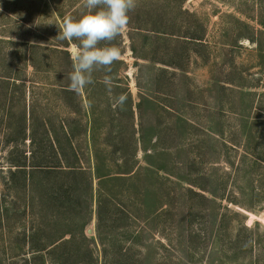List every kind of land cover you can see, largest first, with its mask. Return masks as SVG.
Returning a JSON list of instances; mask_svg holds the SVG:
<instances>
[{"label": "rangeland", "instance_id": "rangeland-1", "mask_svg": "<svg viewBox=\"0 0 264 264\" xmlns=\"http://www.w3.org/2000/svg\"><path fill=\"white\" fill-rule=\"evenodd\" d=\"M54 1L0 0V40L7 41L0 47V74L11 76L21 66L18 45L8 41L58 40L56 9L68 12L70 2ZM148 1L150 12L166 18L164 25L175 23L177 35L204 33L208 45L161 44L157 57L177 61L187 72L157 73V67H169L143 61H138L142 68L134 66L123 31L126 52L120 58L128 65L123 76L134 115L105 89L94 95L93 124L82 93L81 124L87 133L74 144L77 166L86 176L77 172L75 180L65 170L60 173L67 177L41 167L58 164L45 129L27 130L23 139L18 124L23 89L0 79V264H58L54 256H36L31 249L56 240L53 224L63 221L78 226L66 228L76 234L88 221L84 236L93 260L82 263L104 264L96 232L98 158L102 174L126 177L102 188L107 209L118 215L106 223L115 228L118 247L134 257L131 264H264V0ZM140 43L136 40V47ZM75 49L70 48L72 56ZM173 50L182 57L172 60ZM146 51L150 54L149 45ZM29 80L26 104L35 102L41 117L75 119L45 86ZM118 130L122 136L114 142ZM61 186L66 198L58 193ZM41 196L54 201L40 204Z\"/></svg>", "mask_w": 264, "mask_h": 264}, {"label": "trees", "instance_id": "trees-1", "mask_svg": "<svg viewBox=\"0 0 264 264\" xmlns=\"http://www.w3.org/2000/svg\"><path fill=\"white\" fill-rule=\"evenodd\" d=\"M53 2L55 1L53 0ZM69 2L70 6L68 12L63 11V9L59 7H57L56 9L55 32L57 36L59 35L60 28H62L63 26V21L65 17H73L78 19L87 11L83 7L82 0H69ZM149 5L150 3L148 0H139L136 8L129 12L130 20L126 31L128 39L130 41L129 49L132 53V57L135 59L134 66L142 68L143 64L140 65L138 61H145L148 62V64H153L155 67L158 65L169 67L166 69L162 67H157L159 68L156 70L157 73H165L169 69H172L174 72H176V70L184 71L185 67H182V65L178 64L177 61H173L171 63H168V61H166L165 63L164 61H161L162 59L160 60L157 57L160 51V45H163V43H169L173 44V47H176L178 43L177 40H184L205 47L208 44L205 40L204 33L200 35L185 34L183 37H180L175 32V29H178L175 23L173 21H170L167 26H170L171 28H168L166 25H164V20H166V18H163L162 14L150 12L148 9ZM18 40H20L19 44L12 43V41L8 42L10 44H13L14 46L18 45L20 51L18 52L17 57L20 61L19 63L21 64V66L18 68V71H16L11 76L8 75L9 73H6L4 75L0 74V79L4 82H13L15 84H19V86H21L20 88L23 89L21 93L22 97H20L19 100H23V104L25 106L23 107L22 112L20 113L21 119L18 120V124H22L23 126V139L26 137L27 130L28 132H33L37 126L41 125V127L45 129V135L52 148L53 157H55V155L57 156V159L55 160L59 164H57L58 166L53 165L41 167H47L48 169H51L50 171L59 170L58 173L62 172L61 170H65L69 172V178L75 180L77 179V172L86 176V171L83 170L81 167L77 166L81 163V160L74 144V141L76 139H79L81 136L87 133L86 126L84 128L81 124V114H83L84 107V100L82 99L81 95L83 93L85 96V101L88 105L87 107L90 114L91 122L94 124V95L107 89V87L103 83V79L105 76H109L112 79V91L115 95V101L116 98L121 94L125 95L127 97V101L124 105L127 106L130 112V116L132 117L134 115L132 102L133 96L129 88L128 78L123 76V74L128 70V65L120 58L117 62L112 65L111 72H106L103 69L94 71L92 74L93 83L87 85L85 88L81 89L77 93L69 89L70 80L68 77L69 74L74 70V61L73 56L70 53V48L72 46L76 48L79 44V41H62L58 39L55 43H50V40L41 38L34 40ZM136 40H140L141 42L139 48L136 47ZM6 43V40H0V47L3 44L5 45ZM124 43V34L122 32L119 36L116 37L115 40L110 42V44L102 42L99 46L119 47L121 50L120 57H122L126 52ZM148 45L151 48L150 54L148 53L149 51H146V46ZM257 45L259 44L257 43ZM168 47H166L167 52L171 51L170 49L173 48L170 45H168ZM173 52L174 53L171 55L172 60H177L182 57L178 55V52L176 50H173ZM49 60H51V63H49ZM4 67H6V64H4ZM48 67L53 69L52 73H54L55 75H51L50 71L48 72ZM28 69H32V74H30L29 76L27 73ZM44 77H52L54 80L53 82H49L50 79H43ZM29 78L33 79L32 83L41 84L42 87L45 86L44 90L46 94H49L53 98L58 99L59 103L64 108V110L68 109L71 113H73L75 119L70 122L67 119H62L61 116L56 115L54 113L50 114L46 119L41 117L40 114L37 112L36 107L38 105L35 102L30 101L29 103L28 101V103L26 104V94L29 95L30 93L26 92L25 85L30 81ZM47 80L48 82H46ZM110 108L113 107L109 105L108 109ZM138 108H141V104L138 105ZM6 112L7 111H5V113ZM10 116L11 114L6 113L5 115H3V118L8 120ZM134 132L135 131H133V137ZM110 133L113 134V131H111ZM114 134V142H116L119 138H121L122 130H118ZM119 143L120 142L115 143V145L117 147H120L118 145ZM66 157H69V159H67ZM63 164H65V166H62ZM99 164L100 163L98 158L95 168L97 175L96 178L99 181L97 196L98 206L96 213V232L99 243L102 247H104V249L102 250L103 261L104 264H108L109 260L114 261L112 264H131L134 257H131L129 255L128 250L124 247H118L117 239L113 235V231L115 230V228H113L111 225H107L106 223V220L108 218L112 220L113 216L117 217L118 215L113 213L114 211L112 212V214L110 209H107L105 204L107 195L106 193H104L102 188V186L106 182L123 181L126 177H122L121 175H113L110 172L109 174H102L100 171L101 167ZM41 167H39V169ZM20 170H24V166H22ZM64 174L65 173H63L62 175L67 177ZM28 179L31 181L32 184H34V178ZM28 179L25 180L26 183L28 182ZM39 184L40 186H42L41 181L39 182ZM58 193L61 195L62 198H66V187L61 186L59 188ZM53 201V197H49L48 199V197L46 198L44 196H41L38 202H40V204L49 205V203H52ZM32 202H36L34 198H32ZM87 223L88 221L81 224V232L83 231L82 234H76V232H74L72 229H66L68 228V226L71 228L78 227H75L71 221L68 224H66L65 221H63L62 223L53 224L54 234L57 235L56 240L52 241L51 243H47V245L44 246L35 247L34 245H32V253L37 254L36 256H38L45 252L50 256H54V259L58 261V264H61V261H65L63 262V264H83V261L93 260V251H91V249H88V238L84 236V227H86ZM105 230H109L110 233L112 232V234L106 233ZM35 233L37 234L36 231ZM35 233H32V235ZM32 235H30L29 241ZM138 235L140 234L138 233ZM30 243L32 242L30 241ZM79 244L84 245V249H81ZM85 247L87 249H85ZM59 253L60 258H55L59 255Z\"/></svg>", "mask_w": 264, "mask_h": 264}, {"label": "clouds", "instance_id": "clouds-1", "mask_svg": "<svg viewBox=\"0 0 264 264\" xmlns=\"http://www.w3.org/2000/svg\"><path fill=\"white\" fill-rule=\"evenodd\" d=\"M87 10L78 19L65 17L60 28L59 40L79 41L73 55V71L69 74V89L79 92L93 83L94 71L103 69L111 72L112 65L120 59L121 50L116 46H99L102 42L110 44L126 30L129 12L137 6V0H82ZM103 83L108 91L112 89V79L105 76ZM127 101L123 94L116 98L121 108Z\"/></svg>", "mask_w": 264, "mask_h": 264}, {"label": "crops", "instance_id": "crops-1", "mask_svg": "<svg viewBox=\"0 0 264 264\" xmlns=\"http://www.w3.org/2000/svg\"><path fill=\"white\" fill-rule=\"evenodd\" d=\"M197 60H200V59L197 58ZM143 63H144V64H148V62H145V61H144ZM203 64H204V62H203ZM182 67H184V66L182 65ZM177 71H181V70H176V72H177ZM181 72H182V73L187 72V71H186V67H185V70H184V71H181Z\"/></svg>", "mask_w": 264, "mask_h": 264}, {"label": "water", "instance_id": "water-1", "mask_svg": "<svg viewBox=\"0 0 264 264\" xmlns=\"http://www.w3.org/2000/svg\"><path fill=\"white\" fill-rule=\"evenodd\" d=\"M88 233H89V234H91V233H92V231H91V230H89V231H88Z\"/></svg>", "mask_w": 264, "mask_h": 264}]
</instances>
